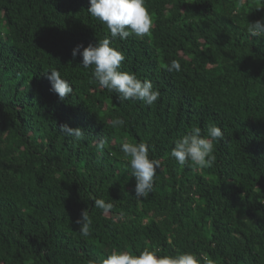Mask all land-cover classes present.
<instances>
[{"label": "trees", "instance_id": "16d2710c", "mask_svg": "<svg viewBox=\"0 0 264 264\" xmlns=\"http://www.w3.org/2000/svg\"><path fill=\"white\" fill-rule=\"evenodd\" d=\"M146 6L150 34L111 46L124 55L121 71L160 92L151 106L119 100L73 58L78 45L111 39L89 0H0V264H87L114 248L264 264V36L248 33L264 20V0ZM172 61L180 71H169ZM51 70L73 87L63 101ZM116 117L123 127L111 126ZM63 124L83 138L61 134ZM211 125L223 133L214 164H178L175 141ZM125 140L146 143L159 161L146 198L135 197ZM83 210L92 220L86 237L76 224Z\"/></svg>", "mask_w": 264, "mask_h": 264}, {"label": "clouds", "instance_id": "9594fccd", "mask_svg": "<svg viewBox=\"0 0 264 264\" xmlns=\"http://www.w3.org/2000/svg\"><path fill=\"white\" fill-rule=\"evenodd\" d=\"M88 13L104 24L111 34V39L105 37L99 40L95 46L91 44L84 48L78 45L72 51L75 58L78 54L82 57V68H92V78L101 88L118 93L121 101H142L146 105H153L159 98L160 92L154 89L149 80H141L134 73L121 71L124 55L112 47L113 40L117 37L121 40L130 35L143 37L150 34L153 27L152 16L146 6V0H89ZM248 33L251 37L264 36V20L249 23ZM83 48V51H81ZM180 71V64L172 61L169 71ZM51 83V90L58 95L60 100H65L73 93V87L63 79L56 70L45 74ZM113 128L123 127L125 121L116 117L110 121ZM60 133L67 137L79 140L83 138V131L79 128H70L63 124ZM223 139L222 130L211 125L206 134L201 135L200 128H194L190 132L178 138L171 150V156L180 164H186L203 169L211 167L215 162V143ZM106 141H97V150L103 154ZM121 151L128 160L131 174L135 177V197L146 198L154 190V177L159 168V161L150 159L149 147L146 143H131L126 140L121 143ZM94 206L107 212L112 204L103 199H95ZM82 236L90 235L92 220L88 210L81 212V218L76 221ZM87 264H214L204 256H198L193 252H183L176 255H159V249L145 248L138 255L127 250L113 249L106 257L99 260L90 259Z\"/></svg>", "mask_w": 264, "mask_h": 264}]
</instances>
